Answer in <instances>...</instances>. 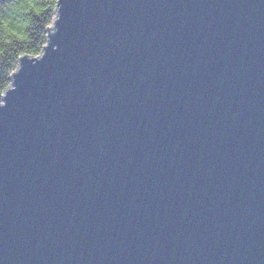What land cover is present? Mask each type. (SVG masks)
Returning <instances> with one entry per match:
<instances>
[{
	"label": "water",
	"instance_id": "95a60500",
	"mask_svg": "<svg viewBox=\"0 0 264 264\" xmlns=\"http://www.w3.org/2000/svg\"><path fill=\"white\" fill-rule=\"evenodd\" d=\"M0 264H264V0H58L0 92Z\"/></svg>",
	"mask_w": 264,
	"mask_h": 264
},
{
	"label": "trees",
	"instance_id": "16d2710c",
	"mask_svg": "<svg viewBox=\"0 0 264 264\" xmlns=\"http://www.w3.org/2000/svg\"><path fill=\"white\" fill-rule=\"evenodd\" d=\"M58 0H0V92L11 85V75L22 55L38 56L48 41V27Z\"/></svg>",
	"mask_w": 264,
	"mask_h": 264
}]
</instances>
